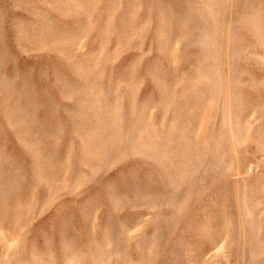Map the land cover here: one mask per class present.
<instances>
[{
	"label": "rangeland",
	"instance_id": "1",
	"mask_svg": "<svg viewBox=\"0 0 264 264\" xmlns=\"http://www.w3.org/2000/svg\"><path fill=\"white\" fill-rule=\"evenodd\" d=\"M0 264H264V0H0Z\"/></svg>",
	"mask_w": 264,
	"mask_h": 264
}]
</instances>
